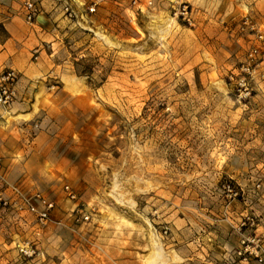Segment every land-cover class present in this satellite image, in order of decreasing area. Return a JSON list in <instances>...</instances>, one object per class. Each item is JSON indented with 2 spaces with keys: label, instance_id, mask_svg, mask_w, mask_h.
I'll use <instances>...</instances> for the list:
<instances>
[{
  "label": "rangeland",
  "instance_id": "374dc122",
  "mask_svg": "<svg viewBox=\"0 0 264 264\" xmlns=\"http://www.w3.org/2000/svg\"><path fill=\"white\" fill-rule=\"evenodd\" d=\"M28 1L52 9L60 86L37 78L34 115L0 124L2 176L37 210H0V264H264L238 255L264 252V80L239 92L256 0H100L76 22L54 0L0 10L28 24Z\"/></svg>",
  "mask_w": 264,
  "mask_h": 264
},
{
  "label": "built area",
  "instance_id": "2783aa9c",
  "mask_svg": "<svg viewBox=\"0 0 264 264\" xmlns=\"http://www.w3.org/2000/svg\"><path fill=\"white\" fill-rule=\"evenodd\" d=\"M61 8L63 15L70 21L76 22L80 19H84V16L91 15L96 12L97 7L100 4V0L93 2L90 7H87L85 11H80L74 6L71 0H54ZM25 18L28 24L33 25L38 17L42 14L41 8L32 1H28L24 6ZM181 15L185 20L190 22L188 7L185 6L181 11ZM242 32H248L252 34L257 42L260 44L252 48L242 64L240 69V98L250 99L253 96L254 89L252 87V82L260 77L264 80V70H262L263 60H262V47H264V31H262L259 26L252 20L250 16L244 18L242 23ZM38 52H36L37 54ZM37 61V55L34 57ZM22 80V74L14 69L7 68L0 71V123L5 121L7 117L11 114V111L18 100L19 96V85ZM48 83L50 91H56L59 89L60 82L57 78L51 76L45 79ZM37 127V126H36ZM3 164L0 159V179L4 182L3 188L0 189V210H14L16 212H23L24 210H29L31 212H37L35 206L32 202L26 198L23 194L21 188L18 185H11L2 176ZM11 192L9 195L8 192ZM66 191L69 194L71 200H76V195L71 191L70 187H66ZM227 193L231 196L238 197L239 192L232 186L228 185L226 187ZM40 198V196H39ZM46 206L45 212L40 214L42 221L48 218V212L53 208V204L43 202ZM88 221L89 218L87 217ZM246 224H243L245 226ZM256 243L254 247H251L249 240L243 241V248L238 252L239 257L244 262H250L253 259L257 260L259 263H264V252L263 247L259 244L260 240L252 241Z\"/></svg>",
  "mask_w": 264,
  "mask_h": 264
},
{
  "label": "crops",
  "instance_id": "0c3cea01",
  "mask_svg": "<svg viewBox=\"0 0 264 264\" xmlns=\"http://www.w3.org/2000/svg\"><path fill=\"white\" fill-rule=\"evenodd\" d=\"M51 10L42 12L36 24L32 27L28 26L20 15L15 14L13 16L10 14L12 10L6 8L0 10V71L11 68L22 74L18 100L9 115L14 116L15 119L34 115V112H31L36 95V84L34 81L37 78L46 79L55 74L52 71V67L48 64L45 41L43 34H41L42 32L45 33L43 16ZM254 11L260 18L259 24L263 26L264 0H256ZM36 52L38 53L36 54ZM36 55L38 60L34 62L33 58ZM6 121L7 119L0 124H4ZM22 121L17 120L19 123H22ZM241 263H244V261Z\"/></svg>",
  "mask_w": 264,
  "mask_h": 264
}]
</instances>
